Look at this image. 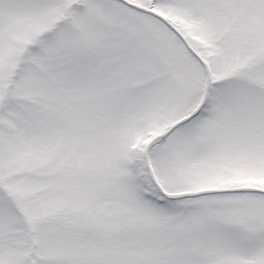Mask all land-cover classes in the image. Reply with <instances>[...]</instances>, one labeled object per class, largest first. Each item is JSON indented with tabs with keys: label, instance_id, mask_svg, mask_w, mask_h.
<instances>
[{
	"label": "snow or ice",
	"instance_id": "6c2138e0",
	"mask_svg": "<svg viewBox=\"0 0 264 264\" xmlns=\"http://www.w3.org/2000/svg\"><path fill=\"white\" fill-rule=\"evenodd\" d=\"M0 264H264V0H0Z\"/></svg>",
	"mask_w": 264,
	"mask_h": 264
}]
</instances>
